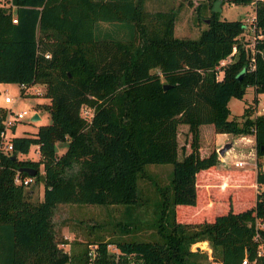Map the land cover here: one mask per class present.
Listing matches in <instances>:
<instances>
[{
	"label": "trees",
	"instance_id": "trees-1",
	"mask_svg": "<svg viewBox=\"0 0 264 264\" xmlns=\"http://www.w3.org/2000/svg\"><path fill=\"white\" fill-rule=\"evenodd\" d=\"M9 1L8 8L0 4V83L16 82L22 94L42 85L48 102L40 106L50 121L31 135H11L12 153H0V264H86L89 243L96 244L94 264H131L132 258L137 264H207L205 251L189 249L202 239L220 264H239L245 252L251 258L254 234L264 242V227L256 225L264 222V111L251 116L245 105L238 121L228 117L227 101L242 98L247 86L264 92V0L253 7L255 30L263 36L252 47L246 46L250 32L244 21L221 19L211 9L198 37L188 39L174 36L172 11H147L142 0ZM233 45L216 78L219 61ZM251 49L254 66L247 70ZM82 107L91 109L90 117L81 114ZM5 115L0 109L2 120ZM179 124L187 126L189 150L177 158ZM202 124L214 133L254 137V171L234 170L233 193L242 184L251 193L254 183L261 189L236 211L229 205L211 216L214 209L203 203L207 180L213 177L221 186L227 173L214 167L215 149L199 154ZM60 143L65 147L58 153ZM33 144L39 159L18 157ZM149 163L172 165L168 181L155 186L154 237L71 241L67 251L57 245L66 240L54 238L56 203L134 205L137 180ZM22 166L36 169L31 176L43 180L42 197L15 180L17 174L30 176L19 171ZM177 206L184 216L212 219L181 223L175 220ZM257 264H264V254Z\"/></svg>",
	"mask_w": 264,
	"mask_h": 264
},
{
	"label": "rangeland",
	"instance_id": "rangeland-1",
	"mask_svg": "<svg viewBox=\"0 0 264 264\" xmlns=\"http://www.w3.org/2000/svg\"><path fill=\"white\" fill-rule=\"evenodd\" d=\"M215 0H142L141 5L147 11H172L174 13L173 34L177 38L193 39L198 37L202 28L205 27V18L209 13L210 6ZM211 4L209 5V3ZM2 3V4H1ZM0 4L8 8L9 0H1ZM219 10L217 16L221 19H240L246 21L253 12L252 4L250 3H234L228 0H219ZM246 18V19H245ZM102 27L108 26L101 24ZM247 47H250L246 45ZM25 92L21 93L20 85L16 82H1L0 83V109L6 110L8 115L9 110L19 111L27 109L28 113L21 119L15 122L14 129H10L7 133L11 135H31L40 124H45L50 121L49 113L40 104L47 103L48 99L43 93L42 85H31ZM31 93V94H30ZM5 95L12 97V102H5ZM258 96L254 92L252 86H247L242 98L230 97L227 101L229 108V118L235 117L241 120L240 116L245 105L250 107V114L253 116L257 110L263 107L264 102L257 103L254 101ZM261 99V98H260ZM90 109V108H89ZM91 110V109H90ZM90 112V111H89ZM37 113L39 118L33 120L32 116ZM81 114L84 111L81 110ZM88 115V113H87ZM86 115V116H87ZM249 140L239 139L240 135L231 134L228 132H215L211 125L202 124L199 126V154L206 155L211 149H216L225 141H231L230 149H226L223 154L217 153V162L214 167L222 170L225 174L223 185L219 186L218 180L211 177L207 180L208 190L202 195L203 203L214 209V213L224 212L230 205L233 211L240 209L249 202V194L251 189L247 184H242L240 188L234 190V182L232 175L234 170L254 169L255 145L252 142V134L247 133ZM189 134L185 124H179L177 127V143L178 153L177 158H180L183 153L189 150L188 147ZM64 143H60L57 152L60 153L64 149ZM182 147V149H181ZM21 159H39L40 153L36 144L31 145L27 153H18ZM235 160L244 161L242 165L235 166ZM172 165L170 163H149L145 166V176L138 178V195L139 199L134 205L123 204H92V203H72L58 202L53 208L51 215L54 238L59 241L66 240L61 246V242L57 245L62 249L67 250L71 241H79L83 243L94 238L114 239L117 237L149 239L155 236L156 222V190L157 184H165L170 176ZM41 172L43 171L42 164L40 165ZM250 179V178H249ZM198 188L201 187V182L197 181ZM253 184L251 193L254 197L256 191L261 189V186ZM43 180L31 181L28 188H33L35 194L42 197ZM233 193L232 197L231 194ZM253 195V196H252ZM230 197L232 198L231 203ZM250 204V203H249ZM175 210V220L181 223L194 225L202 221H209L212 218L202 214L198 217L184 216L186 210L180 209L179 206ZM181 213L183 216H181ZM264 227V222H260ZM108 251L116 255L118 249L114 243L107 246ZM202 248L206 251L209 244L206 239L196 240L189 244V249ZM211 250V249H210ZM131 264H137L139 259H131Z\"/></svg>",
	"mask_w": 264,
	"mask_h": 264
},
{
	"label": "built area",
	"instance_id": "built-area-1",
	"mask_svg": "<svg viewBox=\"0 0 264 264\" xmlns=\"http://www.w3.org/2000/svg\"><path fill=\"white\" fill-rule=\"evenodd\" d=\"M257 1H260V0H250L249 3H251L253 5V7H254V5L256 4ZM12 20L15 22L17 19L14 17V18H12ZM244 27H245V29L247 31L250 32V34H249L250 36L247 35V38L249 39V42H248L247 45L252 47L253 41L255 39L260 38V37L263 36V34L259 30H255L254 13H252V15H250V17L246 21H244ZM234 51H235V46L233 45L229 55L219 61L218 65H217V70L215 72L216 78H220L221 77V75H222L221 74L222 73L221 67L226 62H228L230 60V55ZM252 52H253V49H251V55H250L248 63H247V70H251L253 68V66H254V63H253L254 58H253ZM45 56H48L47 52L45 53ZM4 101L5 102H12L13 99L9 95H5ZM81 110L84 111L85 115H83V116H86L87 113H88V115L86 117H90L91 110L89 108L82 107ZM27 113H28L27 109H23V110H19V111H13L12 109H10L8 115L4 116L3 120H1V121H3V128L0 130V153H4V154L12 153L13 146H12V142H11V136L7 133V131L10 130V128L15 124L16 121L21 120L25 116V114H27ZM240 138L250 141V138L249 137H245L244 135H240ZM252 139H253L252 142H254V138H252ZM233 162H234L235 166H239V165H242V163L244 161L235 160ZM254 166H255V156H254ZM261 169H264V162L261 164ZM32 177L33 176L30 175V176L25 177L24 179H21V177H19V175L17 174L15 176V180L18 181V182H22L24 184H28L31 181H33ZM256 225L263 227V225L260 223V221H256ZM253 239H255L257 241L254 255L250 258L247 255V253L245 252L244 255L242 256L239 264H257V257L262 255V254H264V242L259 238V235L257 233L254 234ZM64 243H66V242H64ZM64 243H61V246ZM109 245H110V243H108L106 245V247L109 246ZM87 247H88V249L86 251V254H87V262H86V264H94L93 259H94V256L96 254V244L89 243L87 245ZM196 249H194V250H196ZM63 250L67 251L65 249H63ZM191 250H193V249H191ZM199 250L200 251H204L205 249L199 248ZM205 252L207 253V260H208L207 264H220L219 261H216V260L212 259L210 248H207ZM117 254H118V252L116 253V255ZM64 264H71V263L68 260Z\"/></svg>",
	"mask_w": 264,
	"mask_h": 264
},
{
	"label": "water",
	"instance_id": "water-1",
	"mask_svg": "<svg viewBox=\"0 0 264 264\" xmlns=\"http://www.w3.org/2000/svg\"><path fill=\"white\" fill-rule=\"evenodd\" d=\"M218 2H219V0H215V1L213 2L212 7H211V10L216 11V10H219V9H220L219 6H218ZM205 21H207L206 18H205ZM240 72H243V68L240 70ZM238 75H240V74L238 73ZM162 86L165 87L166 84H162ZM37 118H39V116H38V114L35 113V115L32 116V119L35 120V119H37ZM1 120H2V119H1V117H0V121H1ZM230 147H231V141H225L224 143H222V145H220V147H218V148L216 149V152H217L218 154H223V152H224L226 149L230 148ZM12 156H13V157H16L17 155H16V153H13ZM19 171H26L29 175H34L35 172H36V169L33 168V167H30V166H22V167L19 168Z\"/></svg>",
	"mask_w": 264,
	"mask_h": 264
},
{
	"label": "crops",
	"instance_id": "crops-1",
	"mask_svg": "<svg viewBox=\"0 0 264 264\" xmlns=\"http://www.w3.org/2000/svg\"><path fill=\"white\" fill-rule=\"evenodd\" d=\"M251 4V3H250ZM252 7H253V5H252ZM253 9V8H252ZM253 13V12H252ZM252 13L250 14V15H252ZM32 86H28L27 88H26V91L25 92H28L27 90L29 89V88H31ZM258 97V102L257 103H261V102H264V92H258L257 94H256ZM261 98V99H260ZM7 103H9V102H7ZM264 111V104H263V107H261V109L260 110H257L256 112H255V114H258V113H261V112H263ZM37 114V113H36ZM34 115H35V113H34ZM14 126H15V124L10 128V129H14ZM221 133H223V132H221ZM245 137H248V136H246L245 134H243ZM240 137V136H239ZM250 138V137H249ZM252 138H254L253 137V135H252ZM241 139V138H240ZM228 149H230V148H228ZM253 164H254V161H253ZM253 171H254V169H253ZM68 250V249H67Z\"/></svg>",
	"mask_w": 264,
	"mask_h": 264
}]
</instances>
